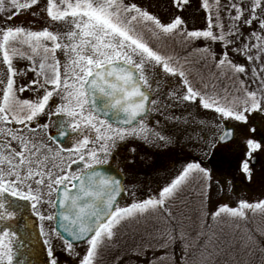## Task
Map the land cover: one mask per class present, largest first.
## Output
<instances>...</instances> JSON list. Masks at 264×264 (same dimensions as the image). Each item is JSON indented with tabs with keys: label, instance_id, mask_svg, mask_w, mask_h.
I'll return each instance as SVG.
<instances>
[{
	"label": "snow or ice",
	"instance_id": "6c2138e0",
	"mask_svg": "<svg viewBox=\"0 0 264 264\" xmlns=\"http://www.w3.org/2000/svg\"><path fill=\"white\" fill-rule=\"evenodd\" d=\"M9 2L15 11L5 18L7 21L20 10L38 7L40 0ZM187 2L173 0L178 10ZM225 7L230 21L227 31L219 0L215 15L207 16V27L202 30H188L180 15L162 22L124 0H47V17L66 26L62 32L48 27L0 28V55L6 66V79L0 78V264H32L21 259L25 252L44 253L45 264H58L52 240L67 253L76 254L79 264H98L101 253L117 242L122 228L130 229L134 239L139 237L134 255H145L154 245L167 250L179 241L187 264L190 249L200 246L207 250L215 238V233L203 231L191 238L185 225L190 217L173 214L176 202L187 206L185 193L196 192L197 188L202 198L201 228L209 217L215 221L226 214L232 219H244L245 210L264 212V200L254 204L241 200L237 206L219 204L214 210H205L204 187L209 186L206 181L210 173L197 161L182 165L156 196L137 200L133 193L131 203L119 205V197L125 192L121 173L136 163L135 142L157 146L173 143V137L159 129V120L155 121L156 127L149 126L150 116L155 113L168 123L187 124L183 115L170 114L173 107L185 104L211 110L220 121L243 126L241 139L225 124L213 147L238 153L237 167L250 178L249 159L264 148V143L252 137L256 129L247 127L248 115L264 111V80L259 82L258 96L239 79L246 68L230 60L226 49L237 44L240 46L233 52L244 55L247 61L264 59V0H229ZM202 8L210 11L208 0H203ZM4 10L5 0H0V12ZM254 23L259 31H252L241 44V27L251 28ZM213 29L218 31L214 33ZM199 38L205 40V46L192 48ZM208 42L222 44L219 58ZM171 46L183 48L185 55L163 51ZM14 58L26 59L30 67L18 73ZM209 61L220 76L234 81L221 89L223 95L217 91L219 76L202 71ZM27 71L33 72L34 78L18 84L15 77ZM175 77H179L177 86L162 92L161 81ZM26 91L35 99H20L18 94ZM54 97L60 100L55 112L67 118L59 121V136L69 140L70 134L64 131L67 127L79 137L69 140L70 147H62L64 141L58 137L48 135L51 143H44L35 135L49 128L38 121L52 114L46 109ZM34 121L37 123L33 126ZM10 125H20L28 134ZM12 142L19 146L18 150L11 147ZM118 146H123L128 155L122 168L117 164L113 169L110 159L115 158ZM18 201L29 202L41 222L39 249L33 245L29 250L32 241L25 242L14 226ZM38 205H47L52 211L44 214ZM44 221H54L55 226L46 232ZM19 227L27 229L28 224ZM201 237L205 238L203 245L198 243ZM80 243L86 244L82 258L76 249ZM121 259L117 257L116 264Z\"/></svg>",
	"mask_w": 264,
	"mask_h": 264
},
{
	"label": "rangeland",
	"instance_id": "374dc122",
	"mask_svg": "<svg viewBox=\"0 0 264 264\" xmlns=\"http://www.w3.org/2000/svg\"><path fill=\"white\" fill-rule=\"evenodd\" d=\"M166 3L162 7L166 10L170 7V0H165ZM225 2V6L229 3V0H222ZM19 3L28 2V0H18ZM59 3V0H56ZM235 2V0H234ZM46 3L47 0H40L39 6H33L30 10L23 9L20 10L18 15L13 16L11 21H7L5 18L8 15H11L15 9L11 6L9 0H5V10L0 12V28L7 26H22L29 30H42L45 27H48L51 31H65L66 26L62 25L59 22H53L47 17L46 12ZM190 5L182 7L181 13L184 21L192 24L193 28H197L202 20L197 18L196 20L192 16L196 13H200L199 5L195 7L196 4L189 2ZM147 8L153 4L150 0H146ZM196 8V13H195ZM226 8V7H225ZM227 9V8H226ZM234 12V11H233ZM176 13V12H175ZM171 16L169 15V18ZM224 25L228 23V19L223 17ZM257 24H253L251 28H243L241 30V44L245 37H248L252 31L257 29ZM255 42V41H253ZM215 46L222 48V45L215 43ZM240 45L233 44L229 46L226 50L230 60L234 63L243 65L246 68V73L243 74L245 83L248 85L250 90L258 92L260 95V81L264 80V59L256 60L254 62H249L246 60L244 55H237L233 52L234 47ZM255 55V52L252 53ZM185 55V53H184ZM183 55V56H184ZM181 56V55H180ZM58 58L63 62L62 54L58 53ZM14 67L17 72L21 69L27 70L30 67V62L27 60H20L14 58L13 60ZM255 69V74L253 72ZM0 78L6 79V66L2 63V55H0ZM17 83L20 85L28 83L34 78V74L31 71H27L26 75H18L15 77ZM179 77L169 78L167 81H161L162 92L177 86ZM221 88L218 86L217 91H221ZM43 95V91L39 93ZM20 99H35L32 93L24 92L18 94ZM60 103L58 97H54L50 100L49 105L47 106L46 112L50 111L52 114L49 116L47 114L41 116L39 120L43 123H47L49 128L46 130H38L37 137L41 139L44 143H51L48 141L47 137L50 134L51 130L54 129L56 125L57 116L59 119H67L62 117L60 114H54L56 106ZM54 114V116H52ZM177 116L183 115L188 119L187 124H172L166 122L163 117L158 114H152L150 116V127H156L155 121L159 120L160 125L159 129L164 130V134L170 135L173 137V143L170 146H165L163 144L157 146L156 144H147L144 142L136 141V163L131 169L122 171L124 175V196L119 202L120 206H126L131 203L133 200V193L137 200L147 198L149 195L156 196L158 191L165 186L172 178L178 174V170L181 169V166L193 161H199L204 164L203 167L208 170L210 173V180L206 181V186L204 187V197H203V206L205 210H214V206L219 204H227L229 206H237L238 202L241 200L247 201L249 203H256L259 200H264V148L253 153L255 163L251 164L249 159V168H250V178L249 174L242 173L238 165L239 155L238 153H227L223 149L217 150L213 147L216 145V138L222 131L225 124L232 125L236 129V133L239 134L240 138L243 139V133L240 132V128L243 126L237 125L233 121H220L218 116L211 110L198 109L194 104H185L183 106L173 107L172 113ZM203 121V124L200 122ZM16 129L24 131L25 134H28L26 129L19 128V125H14ZM247 127H255V133H252V137L259 140L261 143H264V111H257L248 115V125ZM158 129V130H159ZM71 130V129H70ZM46 137V139L43 138ZM79 138L76 134L72 133L69 137V140H74ZM63 144L62 147H70L69 143ZM11 147L19 148L16 142H12ZM115 165H121L123 167V160L128 155L123 146H118L117 150L114 152ZM199 188L196 192L191 194L185 193L187 198V206L176 202V206L173 207V214L177 215L179 213H184V215L189 216L190 220L185 221L186 231L189 236L196 237L197 233L200 231L208 232L209 234L215 233L216 235V224L226 220V223L231 222L229 226H232L234 229L232 231V237L230 239V257L229 260L232 264H260L264 259V234L253 233L252 240L250 239L247 242L237 243L236 241V231L237 224H242L243 219H232L229 218L226 214H221L215 221L210 217L204 222L203 228H201V219H200V209H201V200L202 198L197 195ZM38 210L44 214H49L52 209L48 208L47 205L37 206ZM256 212L246 213V218H250L255 222L259 220L256 216ZM35 224L39 226L41 223L38 217L34 214ZM229 218V219H228ZM263 218H260L262 220ZM45 231H49L52 226V222L44 221ZM250 229L256 231L255 224L249 225ZM130 229H121L120 236L117 240L114 247L117 249H111L107 252L106 258L103 262L105 264H116L117 257H121L120 264H125V259L129 261L131 259L133 264H165V256L167 254H176V250L183 248L181 242L176 241L173 244H170L165 250L159 247V245H154L153 249L149 250L145 255L137 256L133 254V249L135 244L138 242L139 237L135 239L129 234ZM199 240V245H203ZM54 256L58 261V264H79V259L76 254L67 253L60 244L52 240ZM41 247V245H40ZM215 248V242L209 245L208 248ZM253 248L257 250L258 254L254 257L252 261L247 260L246 258H251L249 253L252 252ZM77 253L80 254L82 258L83 253L86 251V244L82 243L76 246ZM203 247H196L193 250L195 254L197 250H202ZM260 250V251H259ZM116 253L115 255L113 253ZM110 253V255H109ZM165 254V255H164ZM164 255V257H163ZM163 257V259H161ZM46 256L44 253H40V262L45 264ZM192 264V263H190Z\"/></svg>",
	"mask_w": 264,
	"mask_h": 264
},
{
	"label": "trees",
	"instance_id": "16d2710c",
	"mask_svg": "<svg viewBox=\"0 0 264 264\" xmlns=\"http://www.w3.org/2000/svg\"><path fill=\"white\" fill-rule=\"evenodd\" d=\"M150 2L153 4V6H149L148 8L146 7V0H124L125 4H131V3H135L137 4L139 7H141L144 10H147L148 12H150L151 14L157 16L159 19H161L162 22H167L171 17H174L175 15H180L182 17L181 10H178L174 4H173V0H170V7L168 8V10L164 9L162 7L163 3L165 4L166 1L165 0H150ZM196 4L195 7H197V4L199 5V10L200 13H196V8H195V13L192 18H194L196 20V15L197 18L200 19V21L202 20V23L197 27V28H193L192 24H189V22H187L186 27L188 30H202L205 29L207 27V16L208 15H215V11H216V6H217V0H208L209 5H210V11L206 12L203 8H202V3L203 0H188L187 4L182 5V7L186 6V5H190V3ZM219 7H220V14L221 17L223 19V17L225 16L226 19H228L227 16V9L225 8V2H223L222 0H219ZM176 12V13H175ZM169 15L171 16L169 18ZM232 15H235L234 12H232ZM183 19V17H182ZM186 23V22H185ZM224 23V22H223ZM230 25V21L228 19V23L225 25V31H227L228 26ZM243 28H249L247 26H243L241 27V30ZM214 33H216L218 30L217 29H213ZM255 31H259L258 27L257 29H255ZM205 40L203 38H199L197 39L195 42L192 43L191 47L192 48H200V47H204L205 46ZM212 48V50L216 53L217 58H219L221 49L215 46V43H211L208 42ZM217 44V43H216ZM221 44V43H219ZM222 45V44H221ZM155 47V45H153ZM163 51L167 52L168 54H173V55H177L181 57L184 55L185 51L183 48L178 47V46H171L168 47L166 49H163ZM230 59V58H229ZM202 71L204 72L205 75H207L209 72L212 73H216L217 76H219V79L216 81L217 83V87L219 86L221 88L224 87L225 85H230L232 84L234 81H230L228 79H226L224 76H220L219 75V71L214 67V65L212 64L211 61H209V64L207 67L203 68ZM229 75H232V73H229ZM243 78V75H241ZM241 76H239V79H242ZM238 87V85H237ZM232 91H235V88L232 89ZM246 213L252 212V214L254 212H256V216L259 218L258 222L250 219V218H244L242 221L244 223V226L241 224H237L236 231L234 233H237L236 236V241L237 243H243V242H248L250 243V240L248 239V237H252L253 233H260V234H264V212H262L259 209H253V210H245ZM260 218H263L262 220H260ZM229 219V218H228ZM255 224V229L256 231H253L250 229L249 225L250 224ZM231 224V222H230ZM229 223H226L225 221L222 222H218L216 224V235L214 238L215 242V248H207V250L202 249V250H197L196 253H193V250L190 249V254H189V258L187 260V264H232L229 260L230 252H231V247H230V239L232 237V231H233V227L229 226ZM208 233V232H206ZM191 238H195L193 236H190ZM200 240H202L201 242L204 244L205 242V238L201 237ZM252 240V238H251ZM181 244V243H180ZM115 245H112L111 248H106L102 253H101V258L98 261V264H105L103 262L104 258H106L107 256V252H109L111 249H115L116 252L119 249V247L116 249L114 247ZM263 249L264 248H260ZM170 249H167V251ZM260 251V250H259ZM113 253V252H112ZM114 255L116 253H113ZM167 255L164 257V255ZM163 255V257L165 258V260L167 261V263L165 264H185V259H184V253L182 251V247L180 249L176 250V254H167L165 253ZM258 252L257 250H255L253 248L252 252L249 253L251 258H246L249 261H252L254 257L257 255ZM110 255V253H109ZM230 255V256H229ZM125 264H133V261L131 259L126 260L125 259ZM151 264H156V263H151ZM260 264H264V259L262 261V263Z\"/></svg>",
	"mask_w": 264,
	"mask_h": 264
},
{
	"label": "flooded vegetation",
	"instance_id": "af4514ba",
	"mask_svg": "<svg viewBox=\"0 0 264 264\" xmlns=\"http://www.w3.org/2000/svg\"><path fill=\"white\" fill-rule=\"evenodd\" d=\"M54 114L56 115L57 113H54ZM54 114L52 116H54ZM53 118H56V125H55L54 129L51 130L49 135H52L53 133H57L60 131L59 121L61 120V118L59 119L57 116H54ZM35 123H37V122L34 121L33 126L35 125ZM38 123L42 124V122L40 120L38 121ZM10 126L15 128L14 125H10ZM19 128H22V127L19 125ZM64 130H66V132L68 134H70V135L72 134L70 128L65 127ZM70 135H69V137H70ZM36 137H37V135H36ZM43 138L46 139L45 136H43ZM59 140H63L64 141L63 144L68 143V140H65L64 137L59 138ZM110 161L115 162V158L110 159ZM18 205H19V207L16 209L18 211V217L13 222L14 226H16V228L18 230V235L21 236L25 240V242H28L29 240L32 241V243L28 245L29 250L32 249L33 245H35V247L37 249H39L40 244L38 243V240H39L38 225L35 224V217H34V213L32 212V210L30 208V203L25 202V201H18ZM25 223L28 224L27 229L19 227L20 225H24ZM21 259L31 261L32 264H42L40 262V254L39 255H35V254L29 255L28 252H25V255L23 257H21Z\"/></svg>",
	"mask_w": 264,
	"mask_h": 264
},
{
	"label": "water",
	"instance_id": "95a60500",
	"mask_svg": "<svg viewBox=\"0 0 264 264\" xmlns=\"http://www.w3.org/2000/svg\"><path fill=\"white\" fill-rule=\"evenodd\" d=\"M229 128L233 129L232 127H229ZM224 130H225V128H224ZM224 130H223V131H224ZM223 131H222V132H223ZM254 160H255V158L253 157V158L251 159V162H254ZM111 166H112V165H111ZM105 168H107V166H105ZM112 168L115 169V167H113V166H112ZM121 175H122V174H121ZM122 178H123V175H122ZM120 197H121V196H120ZM120 197H119V199H120ZM53 225L55 226V222L53 223Z\"/></svg>",
	"mask_w": 264,
	"mask_h": 264
}]
</instances>
